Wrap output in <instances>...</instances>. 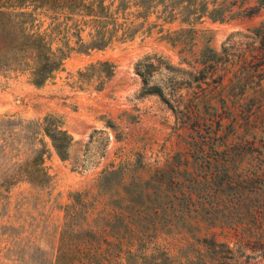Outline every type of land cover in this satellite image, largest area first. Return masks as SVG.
I'll return each instance as SVG.
<instances>
[{
    "label": "rangeland",
    "instance_id": "rangeland-1",
    "mask_svg": "<svg viewBox=\"0 0 264 264\" xmlns=\"http://www.w3.org/2000/svg\"><path fill=\"white\" fill-rule=\"evenodd\" d=\"M218 2L229 6L226 20L205 18L191 33L158 8L136 21L133 40L72 52L41 88L27 73L0 74V264H55L61 244L82 246L80 230H109L128 212L150 236L122 248L131 242L144 264L194 257L210 240L239 263L264 264V0ZM50 17L39 13L44 28ZM97 62L115 66L101 91L78 76ZM48 116L74 138L66 160L42 132ZM41 142L52 176L44 187L20 170ZM156 212L203 219H145ZM164 227L173 233L153 234ZM110 258L125 263L124 253Z\"/></svg>",
    "mask_w": 264,
    "mask_h": 264
},
{
    "label": "trees",
    "instance_id": "trees-1",
    "mask_svg": "<svg viewBox=\"0 0 264 264\" xmlns=\"http://www.w3.org/2000/svg\"><path fill=\"white\" fill-rule=\"evenodd\" d=\"M131 8L138 10L129 13ZM158 8H162L161 15H164L165 21L173 22L181 18V24L190 27L182 31L191 33L194 26L205 18L212 22H224L229 6L218 0H0V74L11 70L27 73L30 83L41 88L63 68L72 52L105 50L116 41L124 43L133 40L142 26L136 24V21L147 18ZM42 11L54 15L45 28L44 22L39 18ZM59 16L64 19L60 20ZM71 32V36L75 38V46L70 43ZM114 74L115 66L109 62H97L89 65L85 71L78 72L79 78L84 81L93 82L96 78L99 81L96 87L98 91L105 88ZM42 132L51 140L57 155L66 160L74 138L64 129L63 123L48 116L44 119ZM41 144L43 147L37 155L20 167L27 175L26 180L38 187H44L52 181V176L44 166L47 150L43 142ZM133 217L129 212L121 214L117 217L120 225H110L109 230H80L85 237L82 246L76 242L67 246L61 244L60 255L55 264H113L110 256L116 251L125 254L124 264H144L139 262L143 258L137 251H132L131 242H128L126 250L122 248L124 241L132 240L139 234L150 236L147 234L149 230L138 229L130 224ZM145 219L151 222L161 219L166 221H163L165 224L177 221L189 225L193 221H202L203 216L187 212L164 213L161 216L156 212L153 215L146 214ZM152 231L156 235L158 232L171 234L174 230L164 227L161 230L154 228ZM109 237L115 242L108 241ZM101 239L109 246V256L101 250ZM92 240H96L98 245L93 244ZM193 253L195 258L184 256L185 260L179 257L172 259L166 255L162 264H243L234 260L229 254L231 250L225 244L214 240ZM144 257V261L151 260L148 264H156V257Z\"/></svg>",
    "mask_w": 264,
    "mask_h": 264
},
{
    "label": "crops",
    "instance_id": "crops-1",
    "mask_svg": "<svg viewBox=\"0 0 264 264\" xmlns=\"http://www.w3.org/2000/svg\"><path fill=\"white\" fill-rule=\"evenodd\" d=\"M35 87V86H34Z\"/></svg>",
    "mask_w": 264,
    "mask_h": 264
}]
</instances>
